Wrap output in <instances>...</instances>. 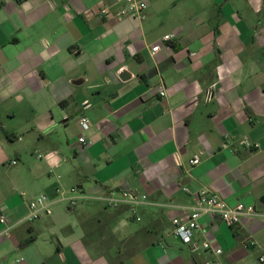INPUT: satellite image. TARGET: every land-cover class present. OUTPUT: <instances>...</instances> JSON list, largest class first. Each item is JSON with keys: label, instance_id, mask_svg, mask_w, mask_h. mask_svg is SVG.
<instances>
[{"label": "crops", "instance_id": "obj_1", "mask_svg": "<svg viewBox=\"0 0 264 264\" xmlns=\"http://www.w3.org/2000/svg\"><path fill=\"white\" fill-rule=\"evenodd\" d=\"M140 1L118 20L124 0H0V211L10 225L50 203L0 239V264H264L259 220L204 218L192 245L170 235L198 191L264 211V0ZM74 187L150 204L140 222L70 208Z\"/></svg>", "mask_w": 264, "mask_h": 264}, {"label": "built area", "instance_id": "obj_2", "mask_svg": "<svg viewBox=\"0 0 264 264\" xmlns=\"http://www.w3.org/2000/svg\"><path fill=\"white\" fill-rule=\"evenodd\" d=\"M123 6L116 13L118 20L124 18L141 17L143 11L146 9V4L140 0H124ZM100 15H109L110 11L107 8H98L95 10ZM171 39L170 35L164 37V41ZM160 49V46L156 45L152 47V52L156 53ZM159 94L161 97H166V91L164 86H160ZM78 125L83 131H87L90 128V122L85 116H80ZM79 142L84 144L85 139L79 138ZM251 146L250 143H247ZM38 158H42L38 155ZM13 165L17 162L13 161ZM191 165L199 164L197 159L190 161ZM58 166V165H56ZM187 192L189 190L185 189ZM196 204L193 208H188L185 213L171 220L170 235L176 241H179L185 245H192L194 242V236L200 229V221L204 218L217 219L223 222L229 227L239 226L245 219L259 220L264 225V211H261L254 205H248L243 202H239L234 206H230L219 194L211 191H198L193 193ZM21 196L25 195L21 193ZM62 202L70 207H76L82 203L96 202L105 209L118 210L126 208L130 214V218L134 222H140L141 216L139 210L149 205L146 195L140 194L137 191L122 187L118 190H112L102 195L90 196L78 188L74 187L70 189L67 197ZM50 203L46 195H37L30 199L27 203V213L16 221L14 224H8L5 216V212L0 211V224L4 226L0 230V239L6 237L16 227L26 223H32L38 220L43 214L49 213ZM254 245V242H250ZM202 248L206 252H210L213 255H221L222 250L213 246L209 242H203ZM260 263L264 262V257L259 259ZM214 264V263H211Z\"/></svg>", "mask_w": 264, "mask_h": 264}, {"label": "water", "instance_id": "obj_3", "mask_svg": "<svg viewBox=\"0 0 264 264\" xmlns=\"http://www.w3.org/2000/svg\"><path fill=\"white\" fill-rule=\"evenodd\" d=\"M259 203H260L261 205H264V198L260 199V200H259Z\"/></svg>", "mask_w": 264, "mask_h": 264}]
</instances>
